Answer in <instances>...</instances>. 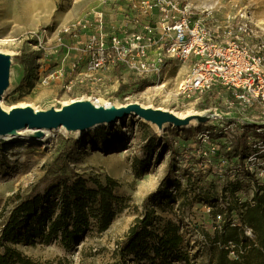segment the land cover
Here are the masks:
<instances>
[{
	"label": "rangeland",
	"instance_id": "rangeland-1",
	"mask_svg": "<svg viewBox=\"0 0 264 264\" xmlns=\"http://www.w3.org/2000/svg\"><path fill=\"white\" fill-rule=\"evenodd\" d=\"M127 1L106 0L105 14L122 4L131 11ZM178 1L192 5L210 29L219 27L221 33L226 27L251 23L255 33L251 42L264 44V0ZM96 7H101L99 0H0V53L9 60L7 88L1 98L5 111L26 105L33 112L45 113L62 110L71 101L91 99L209 117L216 106L228 107L222 99L231 92L222 87L218 96L214 92L198 101L178 96L190 62H169L160 85L137 78L136 82H121L117 91L110 82L88 89L75 71L77 60L72 61L73 37L62 30ZM39 51L40 67L28 81L22 57ZM239 107L236 104L231 115L224 114V127L212 117L207 123L195 121L189 127L170 124L160 132L153 123L130 116L81 134L67 128L53 131L47 145L33 141L24 146V139L0 138V233L18 199L52 187L60 186L61 190L65 182L78 177L88 180L89 186L91 181L106 183L109 178L117 183L114 192L122 202L113 208L115 217L106 231L99 232L97 221L91 219V228L70 247L57 237L47 240L34 236L10 245L40 264H209L210 243L225 223L227 206L236 201L251 202L256 190L264 186V151L257 159L250 158L257 135L251 140L250 131L242 128L248 123L246 126L263 129L255 134L264 136V105L255 102L244 113H234ZM207 130L208 137L201 136ZM234 151L238 156L229 160L227 154ZM67 152L69 157L61 169L58 158ZM154 195L158 199L150 201ZM58 197L56 193L51 198L52 218L59 212ZM145 213L151 214L154 226L149 230L156 240H144L134 253L121 256L119 247ZM236 217L234 214V222ZM169 221L179 227L184 241L178 253L157 257L154 243L159 242ZM47 231L46 223L44 233Z\"/></svg>",
	"mask_w": 264,
	"mask_h": 264
},
{
	"label": "built area",
	"instance_id": "built-area-1",
	"mask_svg": "<svg viewBox=\"0 0 264 264\" xmlns=\"http://www.w3.org/2000/svg\"><path fill=\"white\" fill-rule=\"evenodd\" d=\"M99 1L101 7L91 9L62 30V34L73 38L80 33L87 35L81 51L93 70L125 67L141 80L160 85L169 62H190L191 69L179 84L177 94L198 101L214 92L218 96L221 87L230 90V96L222 99L228 107L216 106L214 115H210L221 127L224 114L231 115L236 104L240 107L234 113H244L255 102L264 105V44L251 42L255 35L251 23H240L235 29L226 27L221 33L219 27L210 29L190 4L178 0H126L131 11L140 12L146 19L141 26L128 25L127 32L121 34L109 31L103 8L106 0ZM244 124L242 128L248 123ZM250 127L256 132L263 130ZM209 134L207 130L201 136ZM254 138L257 139L253 141L251 159H257L264 151V141H260L264 136ZM245 234L248 239H255L251 229L247 228ZM231 256L238 257L234 252Z\"/></svg>",
	"mask_w": 264,
	"mask_h": 264
},
{
	"label": "trees",
	"instance_id": "trees-1",
	"mask_svg": "<svg viewBox=\"0 0 264 264\" xmlns=\"http://www.w3.org/2000/svg\"><path fill=\"white\" fill-rule=\"evenodd\" d=\"M40 52H32L22 57L28 81L40 67L38 63L42 59ZM249 127L243 128L249 130L250 134L261 137L260 134H255L257 133L255 129ZM63 154L61 153L58 158L61 169H64L65 160L69 157V152ZM236 156H238L236 151L227 154L229 160ZM91 182L93 185L89 186L88 180L78 177L70 183L65 182L61 190L60 186L52 187L44 193H33L26 198L18 199V204L13 207L1 229L0 264H40L10 245L20 243L23 238L28 240L34 236L49 240L57 237L65 246L70 247L91 228V219L97 221L99 232L106 231L115 217L113 208L122 202L114 192L117 183L109 178L106 179V183L99 180ZM56 193L60 195L56 202L59 212L52 218L49 210L53 207L51 198ZM166 195L169 197V193ZM156 196L149 197L150 201H156L158 199ZM149 199L145 200V206ZM234 214L237 216V222H234ZM33 222L38 223L34 226ZM46 223L48 231L44 233ZM152 226L154 224L151 221V214L145 213L129 230L119 247L120 255L124 257L134 253L144 240H156L155 233L149 230ZM247 228L253 231L254 240L246 236ZM158 240L159 242L154 243V251L156 256L160 257L178 253L184 237L179 233V227L169 221L163 227V235H160ZM232 252L238 257H232ZM184 259L188 260L186 256ZM209 264H264V186L256 190L251 202L236 201L233 205L227 206L225 223L220 230L214 232V238L210 243Z\"/></svg>",
	"mask_w": 264,
	"mask_h": 264
},
{
	"label": "water",
	"instance_id": "water-1",
	"mask_svg": "<svg viewBox=\"0 0 264 264\" xmlns=\"http://www.w3.org/2000/svg\"><path fill=\"white\" fill-rule=\"evenodd\" d=\"M8 76L9 60L0 53V100L7 88ZM142 107L137 103H130L120 108L107 106L95 108L88 100L67 105L62 110H51L45 113L33 112L28 107L27 109L17 107L6 114L0 108V135L21 129H29L38 131L37 136L41 137L42 132L53 131L61 127L84 132L105 124H115L126 120L130 116L139 117L158 125L163 123H170L177 127L187 125V121L172 120L168 116L169 113ZM209 118L207 115L192 117L200 124L207 123Z\"/></svg>",
	"mask_w": 264,
	"mask_h": 264
},
{
	"label": "crops",
	"instance_id": "crops-1",
	"mask_svg": "<svg viewBox=\"0 0 264 264\" xmlns=\"http://www.w3.org/2000/svg\"><path fill=\"white\" fill-rule=\"evenodd\" d=\"M125 7L126 5L124 4L118 7L116 6L115 10L113 11L108 10L106 15V21L109 23V25L107 23V26L111 30H118L121 34H125L127 32L126 30H128L130 26H128L129 23H134L135 25L141 26V23H144V19L146 18L145 15H140V13H138L139 15H134L133 12L129 11ZM138 29H140V27ZM86 38L87 35L83 33L79 37L73 38L72 48L75 51L72 61L77 60L78 66L76 67L75 71H77L81 83L86 84L88 89L93 90L110 82L112 83V87H114V91H117L121 82L123 84H128L129 82H136L138 79H140L135 73L125 67H109L103 70H93L90 66L88 57L81 51Z\"/></svg>",
	"mask_w": 264,
	"mask_h": 264
},
{
	"label": "bare ground",
	"instance_id": "bare-ground-1",
	"mask_svg": "<svg viewBox=\"0 0 264 264\" xmlns=\"http://www.w3.org/2000/svg\"><path fill=\"white\" fill-rule=\"evenodd\" d=\"M2 42L8 43L10 41L9 40H3ZM165 86L166 85L159 87V89H162ZM80 102H81V100L71 101L68 105H73V104L80 103ZM90 103L95 108H100L101 106L116 107V108L122 107V105H116L114 103L103 102V101L98 100V99H91ZM0 108L4 113H6V114L8 113V111H5L3 109L2 105H1V100H0ZM18 108L27 109V106L24 105V106H20ZM142 108L150 109V110H154V111H161L162 113H169L168 116H170V118H172V120L187 121L186 127H189L195 123L196 120H193L192 117H194L196 115H202L201 113H197V112H192V113H189L187 115H183V114L169 112L167 110L160 109V108H157V109L150 108V107L149 108L142 107ZM106 125L107 124H105V126ZM154 125L159 129L160 132H162L166 127H168L170 125V123H163L161 125L154 124ZM61 129H65V127H61V128L56 129V130H53V131H57V130H61ZM53 131L42 132L43 135L41 137H39V136H37L38 131H36V130L21 129V130H17V131H12V132L5 134V135H0V138H5L8 141L24 139V141L22 142L24 146H27L29 143H31L33 141L37 142L39 144H42V145H47L50 142L51 132H53ZM76 133L81 134L82 131L77 130ZM37 139H39V140H37Z\"/></svg>",
	"mask_w": 264,
	"mask_h": 264
}]
</instances>
